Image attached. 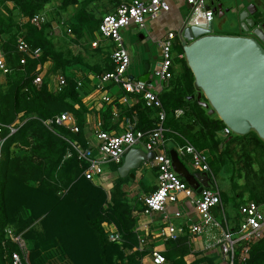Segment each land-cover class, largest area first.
Masks as SVG:
<instances>
[{"label": "trees", "instance_id": "trees-1", "mask_svg": "<svg viewBox=\"0 0 264 264\" xmlns=\"http://www.w3.org/2000/svg\"><path fill=\"white\" fill-rule=\"evenodd\" d=\"M56 1L0 0V51L11 69L6 87L0 84V123L17 130L11 136L5 131L0 164V264H12L10 254L16 250L12 244L8 249L3 246L6 228H13L17 234L24 233L30 247L31 264H45L53 250L59 252L65 264H144L145 258L151 261L150 252L133 251L137 247L133 229L138 223L137 215L144 212V206L140 197L130 200L125 190L127 183L135 182V179H121L118 175L121 166H112L110 170L117 175L109 182V192L86 180L82 176L84 167L76 155L66 159L70 145L40 122L64 113L75 115L82 132L73 135L62 130V133L84 148L88 147L86 113L96 119L101 112L104 130L112 132L117 129L121 119L118 123L113 122L111 107L94 112L88 111L83 104V99L91 92L89 75H104L115 70L110 58L111 45L94 50L91 54L97 58L91 59L97 60L91 62L83 54H75L66 42L77 47L82 42L90 46L100 38L103 18L130 1L61 0L54 19L39 26L30 21L20 23L21 18L31 20L46 13L47 6ZM10 3L13 9L9 8ZM71 9L73 13L70 14ZM65 15L69 18L65 19ZM55 22L63 30L67 25L72 31V36L65 33L61 45L54 36ZM20 37H24L34 51L42 53L39 59L29 60L25 66L20 65L21 55L17 51ZM175 52L177 69L168 87L160 94L166 112L167 140L174 139L179 146L190 144L207 153L216 177L224 166L234 162L232 147H243L241 160L244 159L250 171L257 164L262 174L255 176L258 182L249 190L247 202L263 206L264 142L254 132L245 137L234 136L229 142L231 135L221 138L226 126L199 105L194 75L185 58L179 56L184 55L181 44L176 45ZM40 66L46 70V76L38 89L33 81ZM58 72L65 75L67 87L60 93H53L48 88L49 76ZM79 81L84 82L83 88H78ZM177 110L184 111L183 117H176ZM134 112L140 130L150 131L156 127L158 110L146 108L143 102L133 110L120 107L122 119L132 117ZM156 174L158 176L157 171ZM234 185L237 187L236 183ZM144 188L155 192L154 187ZM243 196L244 193H240L233 198ZM229 199V194L222 193L224 208ZM245 203L239 204V208ZM105 224L117 227L122 236L120 244L109 242ZM163 246L165 264H188L186 258L193 253L188 235L184 234L176 241H166ZM246 248L245 264H264V237L251 245L241 244L236 253L237 260L242 258ZM191 264L215 263L210 257H201Z\"/></svg>", "mask_w": 264, "mask_h": 264}, {"label": "built area", "instance_id": "built-area-1", "mask_svg": "<svg viewBox=\"0 0 264 264\" xmlns=\"http://www.w3.org/2000/svg\"><path fill=\"white\" fill-rule=\"evenodd\" d=\"M171 1L173 0H132L130 3L121 4L113 14L103 18L100 25V38L90 44L92 50L98 49L104 42L111 45L110 58L115 65V70L104 75L91 73L89 75L91 92L85 98H94L90 111L102 110L104 107L112 108L113 122H121L112 132L104 130V121L101 112L95 119L93 131L89 137H86L87 148H84L78 141L69 140L65 137L62 130L73 135L82 132L78 119L71 113L57 115L40 122L50 132L66 141L71 150L66 159L76 155L79 162L83 165L82 176L96 185L109 192L110 183L107 171L112 166H122L126 154L131 149H142L146 153H154V160L146 164L158 173L157 186L155 192L143 197L141 200L144 206L142 213L146 217L158 215L161 219L163 228L150 231L153 223L139 224L133 229L137 238V247L133 251L150 252L152 264H165L166 259L162 251L150 249L148 240H178L186 234L190 239L218 232L219 237L213 238V244L205 247L208 252L217 249L223 256V261L227 264H245L248 249L242 252V258L237 260L236 253L241 244L251 245L264 237V214L261 212V206L254 202H246L239 208V215L236 223L231 225L228 220L222 201V191L219 181L215 176L210 156L205 152L198 151L190 144L175 147L180 159L186 160L193 170L191 173L206 174L209 177V187L204 188L200 194L189 186L173 169V162L170 156V150L167 147L166 112L163 109L160 100V94L168 87L173 72L176 69V55L174 49L178 42H182L179 32L170 31L164 35L158 42V48L161 60L151 71V78L148 83H144L135 78L132 74L133 60L130 51L126 46L124 31L132 25L145 29L148 19H155L171 10ZM190 8V17L192 21L197 11H203L202 17L207 23H213L215 12L208 9L209 0H184ZM10 9L13 5L10 3ZM39 26L47 21L44 14L38 15L33 19L21 18L20 23L27 22ZM198 21V20H197ZM54 29V26H53ZM65 33L72 36L71 29L65 25ZM104 45V46H106ZM17 51L21 55L20 65L25 66L29 60H37L41 57V51H34L26 42L24 37L17 41ZM183 58V56H180ZM0 71L8 75L11 69L7 65L5 55L0 51ZM46 70L40 66L38 74L35 76L33 84L38 89L45 81ZM156 84L159 88H156ZM67 87V79L61 72L49 76L48 88L53 93H60ZM84 82H78V88H83ZM83 99V104L84 100ZM144 103L148 109L158 110V121L156 127L150 131H142L138 128V118L136 112L132 117L120 116V107H128L133 110L140 103ZM79 110H81L79 108ZM100 110V111H101ZM177 118L183 117L184 111L175 112ZM90 114H85V129L91 126ZM5 131L9 136L17 132L11 126L0 123V164L6 139ZM225 137L231 135V131L226 128L223 132ZM93 140L97 141L94 143ZM188 168V167H187ZM174 206H183L185 210L170 213V208ZM215 212L222 216V221H218ZM188 214V215H187ZM186 216L185 223L176 224L174 220L182 219ZM108 230V239L110 243L120 244L122 236L115 225L105 224ZM12 244L16 250L10 254L12 264H31L30 247L24 237V233L17 234L13 228L5 229V241L3 246L8 249ZM132 253L131 251L129 254ZM120 264H128L122 262Z\"/></svg>", "mask_w": 264, "mask_h": 264}, {"label": "water", "instance_id": "water-1", "mask_svg": "<svg viewBox=\"0 0 264 264\" xmlns=\"http://www.w3.org/2000/svg\"><path fill=\"white\" fill-rule=\"evenodd\" d=\"M236 13L246 36L215 35L213 23L203 18L186 22L180 29L183 57L194 75L199 105L231 131L228 142L252 132L264 142V17L253 18L259 13L254 4ZM150 78V65L146 63L144 75L138 80L148 83ZM170 156L174 171L197 194L209 187L208 175L191 173L175 150ZM153 160L154 153L131 149L118 175L135 179L133 172Z\"/></svg>", "mask_w": 264, "mask_h": 264}, {"label": "crops", "instance_id": "crops-1", "mask_svg": "<svg viewBox=\"0 0 264 264\" xmlns=\"http://www.w3.org/2000/svg\"><path fill=\"white\" fill-rule=\"evenodd\" d=\"M129 1L131 2L132 0H129ZM239 2L240 3L238 4V6L236 7L235 10L242 12L248 6L254 4L258 8L259 13L253 18L257 19L258 17H264V0H240ZM207 6H208V9H210L214 12H215V9H218V7L221 8V10L215 12V17L217 15H219L220 17H223V16H225V13L230 11L229 3L227 0H209ZM189 17H190V8L186 5L185 1L184 0H173V1H171V10L167 13H164L160 17L155 18V19H148L145 29H140L138 26L132 25L130 28H128L127 30L124 31L123 35H124L125 41L127 42V41H129L128 39H130V42H131V44H130V42H128L129 44H128L127 48L130 51L131 56H132V60H133L132 74L134 77L139 78L142 75H144L145 64L146 63L149 64V62H148L149 60H147V57H146L147 52L148 53L151 52L150 54H151L152 59L154 61L153 62L154 66L158 63V61H160L159 60L160 59V52H159V48H157L159 40L170 31L179 32L180 29L183 28L185 23L188 22ZM202 17H204V12L203 11H197L195 13V15L193 16L191 22H196L197 20H199ZM239 27H240V33L235 35V36H246L245 34H243L240 25H239ZM141 30H144V31H141ZM131 34L134 36L133 40L131 39L132 37H130ZM218 35H224V34H218ZM145 36L148 37V40L146 39ZM225 36H229V35H225ZM106 44L103 42L101 44V46H104ZM132 44H133V46H132ZM179 44L182 45V42ZM131 47H135V49L137 50L136 55L132 52ZM140 50H142L141 56H139ZM174 54L177 56L175 49H174ZM179 56H184V55H179ZM136 61H137L138 65H136ZM136 66H137V68H136ZM139 66H142L143 70ZM153 67H151V65H150V71H152ZM176 69H177V66H176ZM156 88H159V86L157 84H156ZM93 100H94V98H85V100H84V105L86 106L88 111L90 110L89 107H92V102H94ZM86 114H88V113H86ZM91 120H92L91 126L89 128L85 129L86 137H89L93 131V124L95 123V118H91ZM93 142L97 143V141H95V140H93ZM181 161H182V159H181ZM193 174H195V173H193ZM108 176H109V179L111 181L112 175L108 174ZM135 183L136 184H133V186L130 189H128V187L126 188V186H125V190L130 193V196H132L133 199L140 197V199L142 200L143 197L152 193V191L150 189H149V191H147V190H145L144 187H149V188L154 187L156 190V186H157L156 170L151 169V171H149L147 173H144V172L136 173ZM142 185L144 187H142ZM108 187L111 188V185H109ZM183 210L186 211V209L183 206H180V207L174 206V207L170 208V213L173 214L177 211H183ZM190 211L188 210V211H186V213H189ZM216 214H217V212H215V215ZM137 217H138V223L139 224H146V223H153L154 224V225H151L150 231H155V230L161 229L164 226L158 215H154L153 217L150 218V217L144 216L141 213V214H138ZM180 220H181V222H179ZM228 220H229V218H228ZM175 221H177L178 225H180L181 223H185L186 216H184L182 219L174 220V222ZM214 237H219V233L214 231V232H211L209 234H204L202 236L192 238L191 239V246H192L193 253H192V255H190L186 258L187 263L191 264L194 261H196L197 259H200L201 257H209L210 251L208 253H205L204 249L206 246L213 244L212 241H213ZM148 242L150 244V246H149L150 249H157L159 251H163V249H164V246H163L164 241L163 240H153L150 238L148 240ZM159 246L161 247L160 249L157 248ZM220 256L223 259V256L221 254H220ZM143 263L144 264H152L148 258H145Z\"/></svg>", "mask_w": 264, "mask_h": 264}, {"label": "rangeland", "instance_id": "rangeland-1", "mask_svg": "<svg viewBox=\"0 0 264 264\" xmlns=\"http://www.w3.org/2000/svg\"><path fill=\"white\" fill-rule=\"evenodd\" d=\"M229 3V9L227 13H225V16L220 17L217 15L215 17V20L213 22V34L218 35V34H224V35H229V36H235L240 33V23H239V17L236 9L238 4L240 3V0H227ZM61 3V0H57L56 2L52 3L51 5L47 6L46 8V13H44L45 17L47 20L49 19H54L56 10L58 9L59 5ZM73 13L72 9L70 10V14ZM65 19L69 18L67 15L64 16ZM144 31V30H141ZM54 36L56 37V40L58 41L59 45H61V39H64L63 37L65 36V30H63L60 25H58L56 22L54 23ZM130 37L133 40L134 36L131 34ZM146 39L148 40V37L145 36ZM126 42V46H128V42ZM69 46V48L74 51L75 54H83V56L88 60V61H96L97 59H91L92 57H95L91 53H94V51L90 48L89 44L82 42L80 47H77V45L71 44L66 42ZM131 44V42H130ZM133 46V44H132ZM158 48V45H157ZM132 52L136 55L137 50L135 47H131ZM88 50V51H87ZM151 53V52H150ZM147 52V60H149V64L151 67L154 66V61L152 59L151 54ZM142 50L139 51V56H141ZM175 55V54H174ZM97 58V57H95ZM161 60V56L160 59ZM136 65L137 61H136ZM142 69V66H139ZM137 68V66H136ZM154 68V67H153ZM152 68V70H153ZM133 70V67H132ZM143 70V69H142ZM138 79V77H135ZM7 83V75L3 74L0 71V84H2L4 87H6ZM221 138H225L223 134H221ZM167 147L168 149H174L175 147H178V142H176L174 139L168 140L167 141ZM232 156H233V161L232 165L224 166L221 169L220 173H216L217 179L219 181L220 189L222 193H227L230 196L229 202L225 205V211L227 213V216L229 218V223L231 225H234L236 223L235 219L239 214V204H242L243 202H247L248 198L250 196V189L252 186L257 185V180L255 176L260 173L259 166L257 164H254L252 171L249 170L247 164L244 162V159L241 160L243 157V147L241 146H233L232 147ZM210 157V161H211ZM229 160V159H228ZM184 164L188 169L193 172L191 167L189 166L188 162L186 160H183ZM150 164V162H149ZM151 165V164H150ZM150 165L142 166V169H140L138 172H144L147 173L151 171ZM153 169V168H152ZM107 174H111L112 178H116L117 172L108 170ZM260 175H262L260 173ZM112 181V180H111ZM237 184V187L234 184ZM109 184V182H108ZM133 184H136L135 182H128L126 185V188L130 189ZM244 193L243 198H233L235 195ZM128 197L130 200H133V197L130 196V193L128 192ZM261 212L264 214V205L261 206ZM218 221H222V216L220 214L215 215ZM176 224L177 221H175ZM181 222V220L179 221ZM160 249L161 247H157ZM209 252V251H208ZM205 252V253H208ZM212 261H214L215 264H227L223 261L222 257L220 256V252L217 249L211 250L210 251V256H209ZM45 264H65L64 261L61 259L59 252L56 250H53L46 258Z\"/></svg>", "mask_w": 264, "mask_h": 264}]
</instances>
